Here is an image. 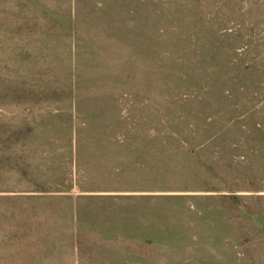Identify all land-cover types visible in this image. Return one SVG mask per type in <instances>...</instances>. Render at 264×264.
I'll return each mask as SVG.
<instances>
[{"label": "rangeland", "instance_id": "374dc122", "mask_svg": "<svg viewBox=\"0 0 264 264\" xmlns=\"http://www.w3.org/2000/svg\"><path fill=\"white\" fill-rule=\"evenodd\" d=\"M0 264H264V0H0Z\"/></svg>", "mask_w": 264, "mask_h": 264}, {"label": "trees", "instance_id": "16d2710c", "mask_svg": "<svg viewBox=\"0 0 264 264\" xmlns=\"http://www.w3.org/2000/svg\"><path fill=\"white\" fill-rule=\"evenodd\" d=\"M226 190H228L230 193V196L237 197L240 193H237V188L228 187Z\"/></svg>", "mask_w": 264, "mask_h": 264}]
</instances>
